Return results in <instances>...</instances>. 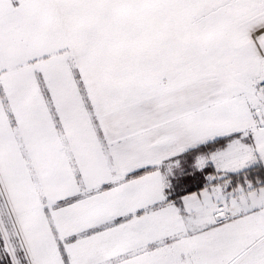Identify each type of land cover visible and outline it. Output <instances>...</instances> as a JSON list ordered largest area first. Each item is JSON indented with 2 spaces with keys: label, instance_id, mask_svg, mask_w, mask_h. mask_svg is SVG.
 <instances>
[{
  "label": "snow or ice",
  "instance_id": "snow-or-ice-1",
  "mask_svg": "<svg viewBox=\"0 0 264 264\" xmlns=\"http://www.w3.org/2000/svg\"><path fill=\"white\" fill-rule=\"evenodd\" d=\"M0 264H264V0H0Z\"/></svg>",
  "mask_w": 264,
  "mask_h": 264
}]
</instances>
